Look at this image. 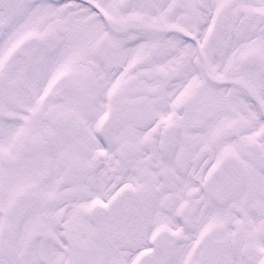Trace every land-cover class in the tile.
<instances>
[{
    "label": "snow or ice",
    "instance_id": "1",
    "mask_svg": "<svg viewBox=\"0 0 264 264\" xmlns=\"http://www.w3.org/2000/svg\"><path fill=\"white\" fill-rule=\"evenodd\" d=\"M0 264H264V0H0Z\"/></svg>",
    "mask_w": 264,
    "mask_h": 264
}]
</instances>
